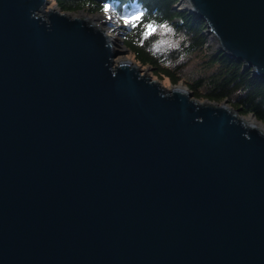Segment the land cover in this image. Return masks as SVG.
<instances>
[{"label":"water","instance_id":"obj_1","mask_svg":"<svg viewBox=\"0 0 264 264\" xmlns=\"http://www.w3.org/2000/svg\"><path fill=\"white\" fill-rule=\"evenodd\" d=\"M49 4L0 0V264H264V132ZM179 6L264 79V0Z\"/></svg>","mask_w":264,"mask_h":264},{"label":"trees","instance_id":"obj_2","mask_svg":"<svg viewBox=\"0 0 264 264\" xmlns=\"http://www.w3.org/2000/svg\"><path fill=\"white\" fill-rule=\"evenodd\" d=\"M181 0H55L62 12L95 14L112 6L117 15L130 20L124 27L122 41L126 49L142 67L149 66L156 76L167 77L179 83V67L172 62L191 54L205 53L200 76L188 83L194 97L211 102H230L242 116H255L264 123V79L254 76L243 62L225 52L213 49L209 53L206 22L187 10L175 8ZM139 19L133 20L132 17ZM167 23L183 34L180 46L169 54L153 53L151 45L158 40L150 28ZM147 33V39L144 34ZM144 40L143 46L140 40ZM210 47V46H209ZM212 47H210L211 50ZM207 50V53H206Z\"/></svg>","mask_w":264,"mask_h":264},{"label":"rangeland","instance_id":"obj_3","mask_svg":"<svg viewBox=\"0 0 264 264\" xmlns=\"http://www.w3.org/2000/svg\"><path fill=\"white\" fill-rule=\"evenodd\" d=\"M55 5H57L55 0H50L49 8H53ZM177 7L180 8L182 6H179V3H178L177 5H175V8H177ZM108 11H110V13L112 14L111 19L105 21V23L98 22V24L100 25V27L102 29H104L106 34L109 37H111V39L113 40V47L117 51L122 53V54L118 55V57L116 58V61L129 60L133 63L138 64L140 69H142L144 72L149 74L153 79L159 81L162 85L166 86L167 88H172L175 85H177V86L183 85L188 90H190L188 83H190L191 81L196 79L198 76H200L201 70L203 68L201 65H203V62L205 60V57H204L205 53H198V54H191V55L182 56V57L178 58L176 61L170 63L172 68L179 67L178 68L179 71L177 73L178 74L177 76H179V79H180L179 83L173 84L171 82V80L167 77L156 76L154 73L155 71L151 67H149V66L142 67L139 63H137L135 61L133 54L129 50L126 49V47L124 46V43L122 41V35H123L124 30H125L124 27H127L130 24V20L127 18H124V19L120 18L112 7L110 9H107V10H104L102 12L95 13V14H89L87 12L72 13V14H75L78 17H81L82 13L89 15V16H95L98 14H105ZM168 27H170L174 33V35L172 36V39L173 40L178 39L179 40V46H180L181 42L183 41V34L178 33L171 26H168ZM148 31L151 33H154L156 35V37H158V40L161 38L160 34H159L160 33V27L150 28V29H148ZM164 35L167 37L169 34L165 33ZM209 46L212 47L211 50H210ZM207 47H208L207 49H209V53H211L213 51V49H217L216 41L209 40ZM176 49L177 48L169 49L167 52H161V53L162 54H166V53L169 54L170 52H172L173 50H176ZM206 53H207V50H206ZM203 101H205V100H203ZM227 104L229 107L232 108L230 102L227 101ZM240 115H242V114L240 113ZM244 117H248V116H244ZM259 122H261V121H259Z\"/></svg>","mask_w":264,"mask_h":264},{"label":"clouds","instance_id":"obj_4","mask_svg":"<svg viewBox=\"0 0 264 264\" xmlns=\"http://www.w3.org/2000/svg\"><path fill=\"white\" fill-rule=\"evenodd\" d=\"M168 33L169 35L166 37L164 34ZM160 39L154 42L151 45V50L153 53L158 52H167L169 49H175L179 47V40H173L172 36L174 35L173 30L167 26V23L160 25ZM148 34H144V39H147ZM144 40H140V45L143 46Z\"/></svg>","mask_w":264,"mask_h":264},{"label":"bare ground","instance_id":"obj_5","mask_svg":"<svg viewBox=\"0 0 264 264\" xmlns=\"http://www.w3.org/2000/svg\"><path fill=\"white\" fill-rule=\"evenodd\" d=\"M72 16H76L75 14H71ZM111 13L110 11H108L107 13L105 14H98V15H95V16H89V15H86V14H81V16L83 17H87L89 20L95 22L96 24H98V22H101V23H105V21L107 20H110L111 19ZM99 25V24H98ZM111 39V37H110ZM112 40V39H111ZM112 43H113V40H112ZM261 79V78H260ZM179 86V85H178ZM180 88H184L183 85L179 86ZM244 121H246L249 125L251 126H254V127H257L259 129H261L263 132H264V123L262 122H259L254 116H248V117H243Z\"/></svg>","mask_w":264,"mask_h":264},{"label":"snow or ice","instance_id":"obj_6","mask_svg":"<svg viewBox=\"0 0 264 264\" xmlns=\"http://www.w3.org/2000/svg\"><path fill=\"white\" fill-rule=\"evenodd\" d=\"M132 19L136 20V19H139V17L138 16H134V17H132Z\"/></svg>","mask_w":264,"mask_h":264}]
</instances>
